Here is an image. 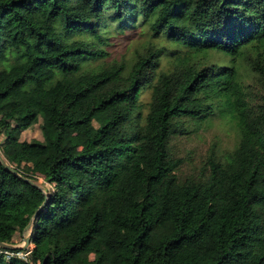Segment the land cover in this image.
Segmentation results:
<instances>
[{"label":"trees","instance_id":"obj_1","mask_svg":"<svg viewBox=\"0 0 264 264\" xmlns=\"http://www.w3.org/2000/svg\"><path fill=\"white\" fill-rule=\"evenodd\" d=\"M113 27L185 52L161 72L155 44L102 62ZM242 67L264 88V0H0V152L18 171L0 160V242L47 202L28 260L0 247V264H264V89ZM218 108L238 145L181 182L170 139Z\"/></svg>","mask_w":264,"mask_h":264},{"label":"rangeland","instance_id":"obj_2","mask_svg":"<svg viewBox=\"0 0 264 264\" xmlns=\"http://www.w3.org/2000/svg\"><path fill=\"white\" fill-rule=\"evenodd\" d=\"M112 33L113 36L110 38L109 43L100 45L109 52V56L103 59L102 62L121 60L123 58L131 60L137 51L145 52V49L155 44L164 49L157 67V72H161L171 67L174 57L179 53L185 52V50H180L170 43L164 35L153 37V31L148 27L126 28L124 32L116 31V28L113 27ZM209 58L211 62L221 65L231 63V58L222 53L213 52ZM93 62L94 65L98 63V61ZM242 76L244 82L250 84L252 95L258 99L264 88L258 83L255 76L244 67H242ZM150 100L151 89H145L140 97L145 113ZM32 139H44L39 124L24 131L21 137V140ZM0 140H4L2 136ZM238 142L239 134L235 122L221 108H218L216 113L207 115L200 122L187 121L183 127L175 129L169 142L170 157L182 161L176 172L178 179L181 182L190 178L205 181L210 173L209 158L215 156L225 159V154L233 150L238 145ZM37 183L48 195L52 189L51 185L43 177H38ZM32 233L33 227L26 233L24 231L23 233H16L12 245L17 247L25 246L27 244L26 237H32ZM28 247L27 250H23L25 252L21 254V259L29 258V255L25 253L34 248V244L31 242ZM6 254L7 258L12 256V254L7 252ZM92 258H94V255H92Z\"/></svg>","mask_w":264,"mask_h":264},{"label":"water","instance_id":"obj_3","mask_svg":"<svg viewBox=\"0 0 264 264\" xmlns=\"http://www.w3.org/2000/svg\"><path fill=\"white\" fill-rule=\"evenodd\" d=\"M0 160L7 167L8 170L18 174V171L11 164L8 163V161L5 159V157L3 156V154L1 152H0ZM27 180L30 181L31 183L37 185V183H35L31 179H27ZM46 203L47 202H44V204L41 206L40 210L37 211L35 216L32 218L31 222L29 223V225L24 230L25 233L28 232L33 227V223H34L35 219L39 216V213L41 212V210L44 209V207L46 206ZM31 240H32V237L31 236H27L26 237V243L27 244L25 246H23V247H17V246H14L12 244H8V243H5V242H0V247L1 248H7V249L20 248L22 250H27L29 248L28 246L31 243Z\"/></svg>","mask_w":264,"mask_h":264},{"label":"built area","instance_id":"obj_4","mask_svg":"<svg viewBox=\"0 0 264 264\" xmlns=\"http://www.w3.org/2000/svg\"><path fill=\"white\" fill-rule=\"evenodd\" d=\"M33 249V248H32ZM32 249H30V251H27L25 254H27V255H29L30 256V254H31V252H32ZM7 253H9V254H12V256H15V255H17L18 257H21L22 255V253L23 252H25V251H19V252H10V251H6ZM24 255V254H23ZM11 256V257H12ZM23 258V257H22ZM25 260H28V259H25Z\"/></svg>","mask_w":264,"mask_h":264}]
</instances>
